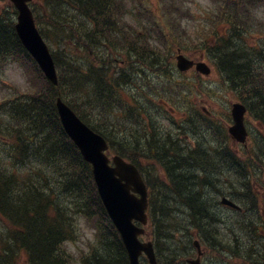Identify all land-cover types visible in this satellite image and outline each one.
<instances>
[{
  "label": "trees",
  "instance_id": "1",
  "mask_svg": "<svg viewBox=\"0 0 264 264\" xmlns=\"http://www.w3.org/2000/svg\"><path fill=\"white\" fill-rule=\"evenodd\" d=\"M126 4L122 0H32L31 8L44 37L49 38L51 31L58 43L63 39L82 38L76 44L88 49V40L100 31V35L110 40L108 48L112 53H120L124 48L126 54H134L132 50L138 43V36L127 29ZM141 4L136 2L134 9L129 11L135 19L141 14ZM12 13L11 9L8 12L0 10V71L8 62L26 60L39 81L32 91L18 89L15 94V87L11 94L0 98V264H20L19 256L24 258L22 264H128L121 239L98 197L91 166L84 161L59 122L55 100L60 93L82 121L108 141L112 152L134 163L144 174L151 193L148 226L155 238L157 257L158 254L162 257L157 264H179L181 260V247H178L181 238L174 233L178 232V219L171 213L170 205L183 203L187 208V229H193L194 235L207 247L212 246L215 225L208 211L209 200L204 198L206 193L203 192L207 182L199 180L201 174L199 178L189 179L183 174L189 165L201 171L205 168L199 156H191L192 151L180 149L174 140L168 139L171 137L167 131L169 126L160 120L161 110L152 108L149 103L150 94L139 91V96H133L132 100L120 94L118 87L121 86L117 85L125 82L131 85L132 82L116 64L109 68L113 57L106 47L98 60L100 66L95 68L91 67L92 62L89 66L85 63V54L81 52H54L59 82L53 86L42 76L14 34ZM207 37L204 47L212 51L232 86L241 85L242 93L252 96L253 102L264 98V93L257 92L258 85L253 87L255 68L232 52L234 46L229 39L216 32L211 39ZM211 40L219 41L220 45L215 49ZM176 42L187 45L181 40ZM137 50L133 58L119 54L121 61L131 67L135 62L153 69L159 66L162 74L161 65H167L168 59H158V55L166 57V49ZM83 65L93 72V91L99 83L97 92L95 90L90 96L80 81L85 75ZM165 70L172 72L173 69ZM255 73L264 75V68ZM184 84L179 83L178 87L187 86ZM158 95L167 94L158 92ZM256 106L255 101L254 108ZM261 109L264 112V105ZM259 150L264 153L261 147ZM257 168L264 173V162ZM38 180L36 190L29 192L32 183ZM253 216L233 217L228 236L221 237L229 243L254 248L258 240H264V235ZM80 220L94 230V239L89 240L88 250L77 257L63 252L62 245L74 240ZM6 237L16 241L19 252L10 248ZM226 248L227 254L217 249L209 253V261L212 264H264V259L247 260L239 246Z\"/></svg>",
  "mask_w": 264,
  "mask_h": 264
},
{
  "label": "water",
  "instance_id": "2",
  "mask_svg": "<svg viewBox=\"0 0 264 264\" xmlns=\"http://www.w3.org/2000/svg\"><path fill=\"white\" fill-rule=\"evenodd\" d=\"M12 1L18 10L15 28L18 30L21 41L36 58L46 76L56 83L53 63L34 26L32 14L26 4L28 0ZM191 65L192 61L182 55L177 56V66L180 70H186ZM196 68L208 73V69L202 63H197ZM56 106L65 131L80 149L84 159L92 165L99 196L122 238L129 264H139L138 256L142 251L149 262L154 264L151 244L138 240L137 236L143 230L133 223V220L142 224L146 222L147 193L137 168L119 156L112 157L114 166H109V159L103 153L107 149L105 140L84 125L60 98L57 99ZM235 117L239 124L238 112H235ZM197 262L198 260L192 264H197Z\"/></svg>",
  "mask_w": 264,
  "mask_h": 264
},
{
  "label": "rangeland",
  "instance_id": "3",
  "mask_svg": "<svg viewBox=\"0 0 264 264\" xmlns=\"http://www.w3.org/2000/svg\"><path fill=\"white\" fill-rule=\"evenodd\" d=\"M253 4V2H257L258 0H250ZM261 1V0H260ZM174 3H172L173 5ZM209 4V0H184L183 2V6L186 8L185 11L187 9L190 10V12H193L195 11V13L197 14H200V11L197 10V7L198 6H206ZM211 5H214V3H211ZM1 7H4V8H9L6 4L3 5V4H0ZM213 12L215 13L216 12V9L214 8ZM233 12L236 13V15H233ZM229 16L231 18H236L238 15L241 14V11L239 9H234L233 11ZM258 17L261 18V10L260 8L258 9ZM198 16L196 15V18L197 19ZM254 20V17H245L244 18V21H246L247 23V28L250 29L251 28V22ZM42 28L45 29L46 31V26L44 24L41 25ZM204 28V27H203ZM199 32H201V28L198 29ZM252 34L255 36L256 34H254V32H252ZM49 35V40H50V43H51V46L52 48L55 50H58L60 49V47H64L66 48L65 50H67V52H73L75 53L76 52V49H74V45L75 48H78V45L76 43H78V40H81V39H76V40H68V39H63L64 41H61V42H56V38L52 35L51 31H50V34ZM247 38V37H246ZM88 49H82V54H85V63L89 66L90 63L92 62V65L91 67L92 68H95L96 66H100V63L98 62L101 54H103V51L105 49V47L108 49V54L111 53V56L113 58H111V63L109 65V68L112 67L113 64H117L120 68H123L121 66V62H120V57L119 54H121L122 56L124 57H127L129 58L130 57V54H126L127 52H124V48H122V52L120 53H117L115 50L114 53H112L111 50H109V44H110V40L105 36V35H100V32L97 34L96 37H92V40H88ZM64 45V46H63ZM80 47V46H79ZM193 53L196 52V48L194 47L193 50H191ZM84 52V53H83ZM187 55V57L191 58V53H185ZM196 57H192L193 59L195 60H204L202 58V52H198L196 55ZM199 56V58H198ZM205 58V56H204ZM128 67L130 66L129 63L128 64H125V67ZM83 71H84V77H82L80 79V81H82V85L86 86L87 89L85 90L86 91V94L88 96L91 95V93H94L97 92L98 90V86H99V83H98V86L96 87V89L93 91V87L94 85L91 84V80H93V72L90 73L89 71V68H87L86 66L83 65ZM219 75L214 72V73H211V75H209L208 77H204V76H201L200 80L202 79H205L206 82L208 83V86H210L212 88L213 84L217 85V82L216 80L218 79L219 83H218V86L221 85V81L218 77ZM221 78V77H220ZM25 81V76L23 74V72L21 71V68L17 67V66H10L9 68L7 69H4L3 71H0V98H2L3 96H6V95H9L11 94V92L13 91V89L15 87H17L18 85H24ZM133 81L135 83H138L140 82L141 84H146L147 82H143V81H136L133 79ZM212 81V82H211ZM97 82H99V79L97 78ZM216 82V83H215ZM200 83V82H199ZM204 84V83H203ZM117 86H122V84H118ZM203 86V85H202ZM258 87H261L258 85ZM221 88H222V91H224L225 94L227 95H231V93L229 91H231L230 89L227 90V88L223 85V82H222V85H221ZM122 91V90H121ZM120 91V92H121ZM136 91H138L136 88L134 89V92L131 94L133 96H139L136 94ZM102 91H100L99 94H101ZM223 93V92H222ZM206 97L204 94L202 95L201 98H204ZM182 96H179L177 93H174L172 95V97H162V99H165L166 102L168 103H173L174 101H176V99H180L181 100ZM172 99V101H171ZM183 102H186V99L185 100H182ZM200 104V103H198ZM164 108H167V109H164ZM164 108H161V110H164V111H167L169 112L170 111V108H168V105H165ZM163 122H168L169 119H166L165 117H163L161 119ZM198 160H201L202 161V164L204 166H206V169L205 171H207L208 169V164H207V161L206 159L203 157H199ZM207 177L210 178V176L207 175ZM203 190L207 191L206 194L210 193V200L211 202H217V200L215 199V197L212 195V191L210 190V188H204ZM205 195V194H204ZM205 198V197H204ZM178 208L181 209L180 213L184 214V205H178ZM214 209H216V206L214 205L213 206ZM185 215V214H184ZM226 215V214H225ZM227 216V215H226ZM77 229H76V236L74 238V240L76 241L75 243L73 242H65L63 245H62V251L65 252V253H70L72 254L73 256H76L78 257V254L79 253H82L86 250V247H87V241L88 239L92 238V230L89 228V226L84 223L83 221H79V224H77ZM194 257V256H193ZM158 258L159 260L162 259L161 255L158 254ZM165 258H167V253L165 254ZM223 258L224 260L227 259V256L225 254H223ZM19 259L22 260V257L19 256ZM179 264H182L181 263V260H179ZM21 264V263H20ZM184 264V263H183Z\"/></svg>",
  "mask_w": 264,
  "mask_h": 264
},
{
  "label": "bare ground",
  "instance_id": "4",
  "mask_svg": "<svg viewBox=\"0 0 264 264\" xmlns=\"http://www.w3.org/2000/svg\"><path fill=\"white\" fill-rule=\"evenodd\" d=\"M57 2V1H56ZM0 10H3V11H7V9L5 8H1ZM9 15V14H8ZM10 16V15H9ZM12 16V20H13V28H14V34L16 35V37L18 38L19 40V34H18V30L15 28V25L17 23V17L14 15H11ZM16 18V19H15ZM32 19H36L35 16L32 15ZM132 53H134L132 51ZM131 54V53H130ZM132 56L134 54H131ZM6 57H8V55H5ZM15 61V60H13ZM37 61V60H36ZM36 61H33L34 63ZM14 63V62H13ZM138 65V66H137ZM146 65L142 64V63H138L136 64L133 68V71L135 73V75L137 76H142L143 73H144V68H145ZM22 71V70H21ZM40 180L38 181H35L32 183L31 187H30V191L29 192H34L36 190V188L38 187L39 185V182ZM215 230V236H214V241L212 243V246H209L207 247L202 241L201 239H199V244L201 246H204V248L200 249L198 252L201 253V254H209L211 253L213 250L217 249V251L219 253H225L227 254L225 251L227 250L226 247H229V245H233V246H239L241 247V250H242V256L245 257L247 260L249 261H252V262H256V261H260V260H263L264 259V253H263V247H264V240L260 239L256 242V246L254 248H249L247 245H243V244H238V243H227L228 241H226L225 239H223L221 237V235H225V236H228V233H229V228L226 227V226H214ZM224 236V237H225ZM8 243V245L10 246V248L14 249V250H18L19 249V245L16 243V241L10 237L9 240L5 239ZM226 248V249H225ZM225 249V250H224ZM224 250V251H223ZM15 252H19L18 251H15ZM9 253V252H8ZM167 257H168V254H167Z\"/></svg>",
  "mask_w": 264,
  "mask_h": 264
},
{
  "label": "flooded vegetation",
  "instance_id": "5",
  "mask_svg": "<svg viewBox=\"0 0 264 264\" xmlns=\"http://www.w3.org/2000/svg\"><path fill=\"white\" fill-rule=\"evenodd\" d=\"M226 100L229 103L228 108H226V106L224 108H222V106L218 105L217 103L213 104V108L218 109L217 112L222 115V117H220L219 122L217 120L214 122L215 126L221 125L225 128L231 122V119H230V103L233 100L232 96L227 95ZM235 100H238V99L235 97ZM241 101L245 105L246 112H247V110H248L247 104L245 103V101H243V100H241ZM262 105H263V102L259 100L257 102V106H258L257 112L260 115L264 114L262 109H261ZM250 106H251V103H250ZM252 124L255 125L258 129L256 135H250L252 132ZM245 126L247 129V137H248L247 141L248 142L243 143V144L236 142V140L232 136L229 137L227 135V133H225V135L224 136L222 135L221 138H219L215 143V147L217 148L215 150L216 153L219 155H223V154L228 155L233 150L235 152H240L239 146L243 150L242 152H245V150L249 151L250 148L255 149V150H259V147H261V146L264 148V123L259 122L257 119L250 118L247 121V123L245 122Z\"/></svg>",
  "mask_w": 264,
  "mask_h": 264
}]
</instances>
